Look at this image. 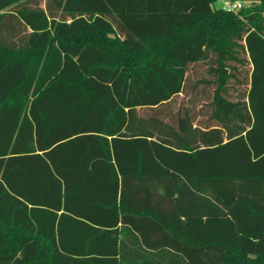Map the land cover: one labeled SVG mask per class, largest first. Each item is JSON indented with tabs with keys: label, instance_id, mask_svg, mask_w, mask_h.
I'll return each instance as SVG.
<instances>
[{
	"label": "trees",
	"instance_id": "obj_1",
	"mask_svg": "<svg viewBox=\"0 0 264 264\" xmlns=\"http://www.w3.org/2000/svg\"><path fill=\"white\" fill-rule=\"evenodd\" d=\"M0 0V264H264V0Z\"/></svg>",
	"mask_w": 264,
	"mask_h": 264
},
{
	"label": "built area",
	"instance_id": "obj_2",
	"mask_svg": "<svg viewBox=\"0 0 264 264\" xmlns=\"http://www.w3.org/2000/svg\"><path fill=\"white\" fill-rule=\"evenodd\" d=\"M223 3V8L229 11L236 12L238 11L241 7V1H230V0H221Z\"/></svg>",
	"mask_w": 264,
	"mask_h": 264
},
{
	"label": "rangeland",
	"instance_id": "obj_3",
	"mask_svg": "<svg viewBox=\"0 0 264 264\" xmlns=\"http://www.w3.org/2000/svg\"><path fill=\"white\" fill-rule=\"evenodd\" d=\"M241 4H242V6L245 4V2H242L241 1ZM213 6H215V7H222L223 6V3H222V1L221 0H216V2H214L213 3ZM223 8V7H222Z\"/></svg>",
	"mask_w": 264,
	"mask_h": 264
}]
</instances>
